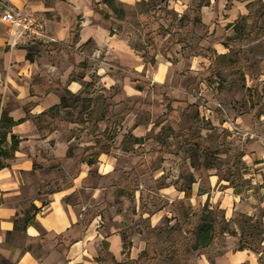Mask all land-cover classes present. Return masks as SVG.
I'll return each mask as SVG.
<instances>
[{
    "label": "rangeland",
    "instance_id": "374dc122",
    "mask_svg": "<svg viewBox=\"0 0 264 264\" xmlns=\"http://www.w3.org/2000/svg\"><path fill=\"white\" fill-rule=\"evenodd\" d=\"M95 3L108 15L111 36L129 37L151 69L157 65L155 55L160 54L159 58L172 63L171 75L158 84L151 72L135 68V60L123 54L114 56L107 46L58 42L44 49L34 47L33 56L48 52L49 62L60 64L53 72L68 70L69 63L78 59L84 62L75 68V74L90 72L80 81L78 106L68 99V106L43 115L42 134L61 127L74 138L72 150L80 158L112 151L116 169L109 183L124 180V184L138 185L143 208L151 204V210L166 203L159 191L163 185L186 187L192 174L205 176L210 170L217 172V187H264V183L260 185L264 172L256 165L264 154V0H141L129 6L115 1L113 7L102 0ZM76 27L75 23L73 39ZM75 53L82 58H75ZM208 103L216 106L213 119L202 115ZM245 113L250 116L240 122L244 129L238 128L234 118ZM128 119L135 120L134 126H142L138 142L133 128L125 126ZM119 148L131 149L136 157L118 156L115 151ZM165 160L168 164L161 169ZM133 164L136 176L132 183L127 174ZM203 207L178 200L172 218L162 225L151 227L141 220L148 247L139 264H199L203 256H216V245L201 254L187 243ZM213 208L221 219L225 216L219 207ZM251 218L237 217L229 229L248 232L257 221L263 232L250 239L261 253L264 223ZM127 241H131L129 236ZM107 254L105 249L99 257L105 264H115L107 261Z\"/></svg>",
    "mask_w": 264,
    "mask_h": 264
},
{
    "label": "crops",
    "instance_id": "0c3cea01",
    "mask_svg": "<svg viewBox=\"0 0 264 264\" xmlns=\"http://www.w3.org/2000/svg\"><path fill=\"white\" fill-rule=\"evenodd\" d=\"M115 1L129 6L141 0ZM95 4V0H0V162L5 165L0 169V264H101L98 258L105 247L116 261L136 260L148 247V237L139 222L146 220L151 227L162 225L165 219L172 218L178 200L196 206L208 202L211 207H219L227 220L252 216L253 221L264 223V187L248 190L230 185L217 187L220 181L217 172L210 170L205 176L195 174L191 187L163 185L159 191L166 203L151 210V204L143 208L138 185L124 184V180L109 183L116 169L112 151L80 158L72 150L74 138L61 127L42 134V114L57 111L66 90L79 95L80 81L89 77L90 72L75 74L83 59L69 63L64 72H53L60 64L49 62L48 52L33 56L34 47L44 49L58 42L76 47L107 46L114 56L123 54L135 60V68L151 72L158 84L171 75L172 63L159 58L160 54L155 55L157 65L151 69L140 50L130 44L129 37L111 36L108 15ZM8 7L22 9L28 19V28L20 27L22 35L15 46L11 45L14 38L9 34V25L1 20ZM75 23L78 27L73 39ZM75 58L82 56L75 53ZM206 106L202 115L213 119L216 106L213 108L211 103ZM248 116L245 113L234 118L238 128L244 129L240 122L244 123ZM134 122L128 119L124 123L133 128L138 142L142 126H134ZM227 128L233 131L231 126ZM15 142L13 155H3L2 151ZM115 152L127 158L135 156L128 148ZM259 160L256 165L261 166L262 173L264 154ZM136 164L127 174L131 175L132 183ZM162 164L161 169L168 161ZM260 175L263 186L264 175ZM237 231L238 235L242 232ZM125 236L131 240L127 249ZM262 253L253 248L227 249L213 257V264H264ZM210 262L203 256L199 264Z\"/></svg>",
    "mask_w": 264,
    "mask_h": 264
},
{
    "label": "trees",
    "instance_id": "16d2710c",
    "mask_svg": "<svg viewBox=\"0 0 264 264\" xmlns=\"http://www.w3.org/2000/svg\"><path fill=\"white\" fill-rule=\"evenodd\" d=\"M105 3H107L109 6H114L115 0H104ZM201 5H199L200 7ZM114 10H117L115 8ZM120 14L123 13L122 9L117 10ZM68 99L72 100V104H74V107L78 106V102L80 100V96L73 94L72 92L66 90L65 94L62 96V100L60 103V106H68ZM45 114H42V116ZM15 139V136H13ZM16 148V142L13 143L10 149H6L2 151V154L6 157H11L13 155V152ZM4 152V153H3ZM5 165L0 162V169L3 168ZM195 181V177L192 174L188 179V187H191L192 183ZM199 219L196 223V225L193 227V229L190 231L191 236L187 238V243L191 245V250L199 251L201 254H206L204 251L208 249L209 247L216 245L218 246V254H222L227 249H255L254 247V241L250 239L253 235H260L261 232L259 231V226L257 225V221H255L250 230L247 232L245 230H242L241 234L238 235V231L231 232V229H229V226L231 224V220H227L225 216L222 217V219L219 217V215L216 214V210L211 207V205L207 202V204L203 207V210L201 214L199 215ZM253 221V219L251 218ZM264 238H261L260 241L263 242ZM220 242V244H218ZM127 245H129V242L127 241V236H125V247L128 248ZM107 249V247H105ZM170 250V249H167ZM107 261L112 260L115 262V264H139L141 262L140 260L142 257L146 254V251H144L136 260H130L128 262L122 261H116L112 253L107 249ZM262 255L264 254V251H262ZM214 257V256H213ZM212 262H214L213 258ZM262 259V256H261ZM99 262L101 264H105L102 257L98 258ZM107 263V262H106Z\"/></svg>",
    "mask_w": 264,
    "mask_h": 264
},
{
    "label": "built area",
    "instance_id": "2783aa9c",
    "mask_svg": "<svg viewBox=\"0 0 264 264\" xmlns=\"http://www.w3.org/2000/svg\"><path fill=\"white\" fill-rule=\"evenodd\" d=\"M1 20L9 25V34L14 38L11 45L15 46L17 44V38L22 35L20 27L24 29L28 28V19L24 16L22 9L18 7H8L1 15ZM232 126L236 127L235 122L232 123Z\"/></svg>",
    "mask_w": 264,
    "mask_h": 264
}]
</instances>
